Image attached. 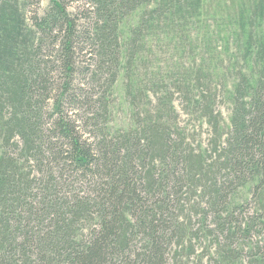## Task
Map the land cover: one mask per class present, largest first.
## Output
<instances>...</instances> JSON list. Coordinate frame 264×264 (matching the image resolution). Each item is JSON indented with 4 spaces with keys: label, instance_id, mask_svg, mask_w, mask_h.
<instances>
[{
    "label": "trees",
    "instance_id": "trees-1",
    "mask_svg": "<svg viewBox=\"0 0 264 264\" xmlns=\"http://www.w3.org/2000/svg\"><path fill=\"white\" fill-rule=\"evenodd\" d=\"M71 1L0 0V264H264V0Z\"/></svg>",
    "mask_w": 264,
    "mask_h": 264
},
{
    "label": "rangeland",
    "instance_id": "rangeland-1",
    "mask_svg": "<svg viewBox=\"0 0 264 264\" xmlns=\"http://www.w3.org/2000/svg\"><path fill=\"white\" fill-rule=\"evenodd\" d=\"M48 1L49 0H40L39 5L37 6L39 12H41L43 10V8H45V6L47 5ZM79 4H80V1L79 0H73V1H71L70 2V5H69L70 10H74V8H76V6L79 5ZM117 89L120 92V89L121 88L118 87ZM222 109L225 112L224 108H222ZM115 115H117L115 117V120H116V122L119 123L121 121L122 117H123L122 110L119 109V107L116 108ZM204 264H207L206 261H204Z\"/></svg>",
    "mask_w": 264,
    "mask_h": 264
}]
</instances>
